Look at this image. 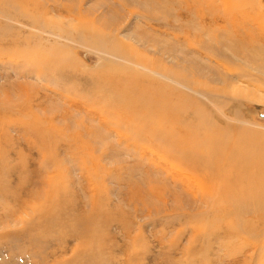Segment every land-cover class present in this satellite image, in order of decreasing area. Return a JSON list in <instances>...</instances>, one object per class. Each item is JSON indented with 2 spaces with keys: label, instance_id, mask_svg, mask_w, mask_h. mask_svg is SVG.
<instances>
[{
  "label": "rangeland",
  "instance_id": "1",
  "mask_svg": "<svg viewBox=\"0 0 264 264\" xmlns=\"http://www.w3.org/2000/svg\"><path fill=\"white\" fill-rule=\"evenodd\" d=\"M40 1L49 9L44 17L73 29L77 20L65 7L78 6L82 0ZM163 1L150 0V4ZM114 2L123 9V3L115 0H84L81 11L118 20L121 36L126 38L150 32V42H134L145 46L151 56L158 54L168 36L160 34L154 42V31L145 19L130 14L125 6L121 16L111 7ZM260 2L264 7V0ZM262 17L252 23L262 28L264 40V13ZM4 33L0 42V264H264V236L257 239L259 231L247 233V224L246 230L235 218L223 219V211H211L204 221L190 220L197 212L194 205L174 210L171 200L165 203L159 198V182L167 178L156 166V170L151 169L153 164L162 163L154 156L155 147L147 145L153 139L149 138L151 124L148 130L133 131L146 144L136 141L133 128L125 121L110 120L104 125L99 114L90 109L89 104L107 95L103 89L95 93L96 77L91 75L104 59L123 64L120 56L117 59L88 43L43 32L27 19L0 15V36ZM29 33L42 37L35 42L40 50L51 53L50 47L55 46L62 53L58 61L64 62L63 69H52L48 77L34 73L39 62L35 54H29L34 50L25 53L23 49L22 56L20 44L11 41L18 34L24 43ZM177 46L186 48L187 43ZM164 54L166 64L175 63ZM150 77V85L158 83L154 78L164 81V88L186 91L181 82L178 85L153 71ZM247 79L239 83L254 90L256 82ZM142 86L147 88L149 83ZM256 94L262 102L248 100L243 114L251 125L264 130V89H256ZM72 100L80 101V106L72 105ZM173 101L184 103L175 96ZM137 109L129 113L136 120L129 121L132 126L145 121L143 117L149 112L143 105ZM154 109L150 116L157 118L161 111ZM50 117L61 129L41 137V124ZM85 122L100 127L97 134H88L92 146L82 142V136L87 137ZM170 186L182 191L179 185ZM197 204L208 215L206 205L199 200ZM214 214L221 220H214ZM257 240L258 248L252 247Z\"/></svg>",
  "mask_w": 264,
  "mask_h": 264
},
{
  "label": "bare ground",
  "instance_id": "2",
  "mask_svg": "<svg viewBox=\"0 0 264 264\" xmlns=\"http://www.w3.org/2000/svg\"><path fill=\"white\" fill-rule=\"evenodd\" d=\"M115 1L123 3L127 10L124 6L123 9L130 14L145 19V23L154 31V42H158L160 34L168 36L158 54L151 56L145 46H138L134 42H150V32H139L143 40L135 38L137 33L131 39L121 36L122 28L118 20L110 19L105 14L82 12L84 0L78 6L65 7L77 20L72 24V30L57 25L54 19L44 17L43 14L49 9L40 0H0V15L27 19L43 32L88 43L115 58L120 56L123 64L107 63L104 59L98 69L92 71L91 76L96 77L95 93L103 89L107 95L89 106L95 114H99L104 125L109 124L110 120L111 123L125 121L127 126L133 128L131 131L136 141L145 140L139 133L133 132L135 128L145 131L150 129V124L153 126L151 134L149 131L152 141L144 143L149 147L154 146V156L162 159V163L153 164L151 169L156 166L159 171L166 172L167 181L159 182L162 188L159 198L164 199L165 203L171 200L174 210L182 209L184 205H194L197 212L192 213L188 218L190 220L204 221L211 211H223V219L235 218L241 228L247 230L245 225H248L247 233L259 231L257 239L263 237L264 130L251 125L242 109L248 100L262 102L256 89H264V40L262 28H255L252 23L263 18L262 3L260 0H164L153 4H150V0ZM115 5L114 2L111 7L124 16L125 10ZM252 11L256 15H252ZM6 33L0 36V42ZM41 38L29 33L23 43V37L16 34L11 41L20 44L22 56L23 49L25 53L34 50L29 53L32 57L35 54L39 61L35 63L34 73L48 77L52 69L60 71L65 65L63 61H58L62 53L55 46L50 47L51 53L36 47L38 44L35 42ZM184 42L187 43L186 48L177 46ZM162 53L175 59V63L166 64ZM43 58L52 63L46 64L41 61ZM70 64L76 67L72 61ZM70 64L68 67L72 70ZM150 71L178 85L181 82L180 86L186 91L168 89L167 85L164 88V81L154 78L152 80L158 83L150 85ZM247 78L256 82L254 90L239 83L248 81ZM145 82L149 83V87L142 86ZM148 96L151 99H146ZM173 96L184 103L177 105ZM72 101L71 104L76 106L81 103ZM140 105L149 112L143 117L145 121L132 126L129 121L135 118L129 113L138 110ZM155 107L161 111L157 118L150 116V110L156 111ZM41 125V137L44 133L49 136L50 132L55 134L59 128L51 117ZM84 126L87 137L84 139L81 134L82 142L90 145L91 137L88 134H97L100 127L92 123L91 126L88 123ZM158 143L163 145L160 147ZM171 184L179 185L182 191H175ZM196 200L206 205L208 215H204ZM214 218L219 217L214 214ZM257 242L254 241L252 247L258 248L260 242Z\"/></svg>",
  "mask_w": 264,
  "mask_h": 264
}]
</instances>
